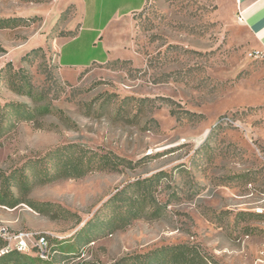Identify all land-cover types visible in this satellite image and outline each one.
<instances>
[{
    "label": "rangeland",
    "instance_id": "rangeland-1",
    "mask_svg": "<svg viewBox=\"0 0 264 264\" xmlns=\"http://www.w3.org/2000/svg\"><path fill=\"white\" fill-rule=\"evenodd\" d=\"M141 1L123 12L138 0H0V18H19L0 27V68H22L31 85L19 94L2 73L0 105L34 114L0 137V174L31 178L45 153L71 143L130 161L26 188L10 179L22 202L0 206V226L28 232V243L44 234L58 249L98 216L88 243L54 264H130L174 245L209 264H264V50L236 0ZM158 172L148 187L157 215L106 225V200Z\"/></svg>",
    "mask_w": 264,
    "mask_h": 264
},
{
    "label": "trees",
    "instance_id": "trees-1",
    "mask_svg": "<svg viewBox=\"0 0 264 264\" xmlns=\"http://www.w3.org/2000/svg\"><path fill=\"white\" fill-rule=\"evenodd\" d=\"M19 18H0V27H11L17 25ZM77 34L75 31L71 37ZM70 37V38H71ZM31 51H34L32 49ZM30 51V52H31ZM29 53V52H28ZM27 53V54H28ZM26 54V55H27ZM25 57V55H24ZM4 72L9 74V84L19 94H31V85L27 74L22 68L12 69L11 63L8 61L0 68V75ZM170 101L167 98H162ZM48 106H40L36 108V113L45 114L50 112ZM33 111L22 103L6 102L0 105V137L18 120H27L33 117ZM190 117H201L199 114H191ZM218 125V123L216 124ZM215 125V126H216ZM35 164H40L39 168L34 166L31 169V178L28 173L21 169L11 172L8 175L0 174V180L6 184L0 192V206L14 207L20 202L14 197L10 191V183L12 180L19 182L25 188L35 182L53 181L59 178H79L91 171L96 170H116L119 166L130 165V161L126 160L110 151L99 152L80 144L71 143L57 146L49 150ZM162 175L158 172L148 178L136 180L132 186L138 190L126 196L125 189H121L110 196L103 204L104 207L111 210V214L106 218V225H115L123 227L129 223L131 219L139 216L154 217L157 215L158 209L155 198L149 192L154 181H157ZM12 179V180H10ZM148 204L146 208L145 204ZM27 205L36 211H46L60 209L50 202H27ZM66 211V210H64ZM66 213L69 214L68 211ZM98 216L91 218L82 225L67 242H61L58 249L49 246L46 250V258L40 257L35 249L28 253L19 252L14 249L0 254V264H54L60 263L65 257L64 255L73 254L77 250V246L88 243L91 226L97 223ZM104 221V220H103ZM101 220L98 221V223ZM5 241L0 238V246H4ZM130 264H209L203 257L191 251L189 246L174 245L170 247L159 248L145 254L131 256L128 260Z\"/></svg>",
    "mask_w": 264,
    "mask_h": 264
},
{
    "label": "crops",
    "instance_id": "crops-1",
    "mask_svg": "<svg viewBox=\"0 0 264 264\" xmlns=\"http://www.w3.org/2000/svg\"><path fill=\"white\" fill-rule=\"evenodd\" d=\"M142 3L141 0H138V3H134L135 5L125 7L123 12L137 10L142 6ZM236 10L237 17L238 15L241 17V21L239 22L247 27L257 45L264 50V0H236ZM81 27L80 25L74 37L79 34ZM102 33H97L94 38H98ZM74 37L69 39H73ZM59 54L58 49V58Z\"/></svg>",
    "mask_w": 264,
    "mask_h": 264
},
{
    "label": "built area",
    "instance_id": "built-area-1",
    "mask_svg": "<svg viewBox=\"0 0 264 264\" xmlns=\"http://www.w3.org/2000/svg\"><path fill=\"white\" fill-rule=\"evenodd\" d=\"M238 21H241V17L238 15ZM0 238L5 242V245L1 249V253L7 252L9 250H16L19 252L28 253L35 249L36 253L44 258L46 255V250L48 248V239L44 234H39L34 238V240L28 243L31 239V235L28 232L20 231L17 233H9L7 230L0 226ZM12 241V244H10ZM30 241V240H29ZM263 254H264V241H263Z\"/></svg>",
    "mask_w": 264,
    "mask_h": 264
}]
</instances>
